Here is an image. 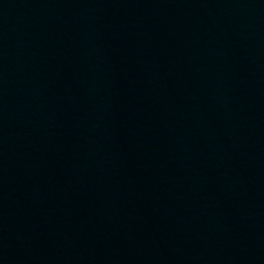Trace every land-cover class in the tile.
<instances>
[{
    "label": "water",
    "instance_id": "obj_1",
    "mask_svg": "<svg viewBox=\"0 0 264 264\" xmlns=\"http://www.w3.org/2000/svg\"><path fill=\"white\" fill-rule=\"evenodd\" d=\"M0 264H264V0H0Z\"/></svg>",
    "mask_w": 264,
    "mask_h": 264
}]
</instances>
